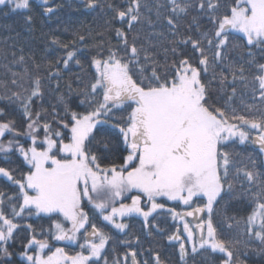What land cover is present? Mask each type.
Instances as JSON below:
<instances>
[{
	"label": "snow or ice",
	"instance_id": "1",
	"mask_svg": "<svg viewBox=\"0 0 264 264\" xmlns=\"http://www.w3.org/2000/svg\"><path fill=\"white\" fill-rule=\"evenodd\" d=\"M79 3L103 24L0 41V264H264V0Z\"/></svg>",
	"mask_w": 264,
	"mask_h": 264
},
{
	"label": "trees",
	"instance_id": "2",
	"mask_svg": "<svg viewBox=\"0 0 264 264\" xmlns=\"http://www.w3.org/2000/svg\"><path fill=\"white\" fill-rule=\"evenodd\" d=\"M52 5L57 8L54 16L51 18L43 17L40 15L39 4L40 0H33V12L32 15L35 17V23L31 32L23 27L22 22L18 16L8 15L4 16L0 12V41L7 39L10 35L15 36L19 33V40L17 46L25 45V52L31 47L32 50L41 54L44 51L46 44V38L50 33H55L65 43H69L72 38L73 29H83L87 27H95L97 24H103V19L96 13L85 10L79 3V0H50ZM106 18V17H105ZM11 25L14 29L13 32H9L3 26ZM65 28L68 31H65ZM11 43V42H10ZM2 46V45H0ZM62 51H56L55 55H62ZM79 70L73 68V72L76 73ZM251 151V149H249ZM2 183V182H0ZM37 224H43L47 227L46 220H35ZM132 231L136 234L141 235L143 250L152 248H159L163 256H170L171 249L167 247L166 240L163 236L153 233V237L144 236L141 233V222L139 219H135L132 222ZM157 223L160 224L161 228L167 229L171 221L164 222V218H159ZM107 230V229H106ZM122 238V237H121ZM159 242L158 244L156 242ZM61 244H57L60 246ZM65 246V245H63ZM68 251H73L74 248L68 246ZM143 259H149L145 252Z\"/></svg>",
	"mask_w": 264,
	"mask_h": 264
},
{
	"label": "rangeland",
	"instance_id": "3",
	"mask_svg": "<svg viewBox=\"0 0 264 264\" xmlns=\"http://www.w3.org/2000/svg\"><path fill=\"white\" fill-rule=\"evenodd\" d=\"M38 1V0H37ZM91 212V211H90ZM95 215V214H94ZM92 214H90V216L92 217V219L94 220L95 219V216ZM59 244H66V242H60Z\"/></svg>",
	"mask_w": 264,
	"mask_h": 264
},
{
	"label": "flooded vegetation",
	"instance_id": "4",
	"mask_svg": "<svg viewBox=\"0 0 264 264\" xmlns=\"http://www.w3.org/2000/svg\"><path fill=\"white\" fill-rule=\"evenodd\" d=\"M94 221V220H93ZM96 223H97V221H96Z\"/></svg>",
	"mask_w": 264,
	"mask_h": 264
}]
</instances>
